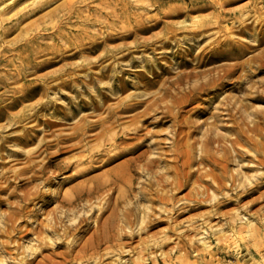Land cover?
I'll use <instances>...</instances> for the list:
<instances>
[{"label": "rangeland", "instance_id": "374dc122", "mask_svg": "<svg viewBox=\"0 0 264 264\" xmlns=\"http://www.w3.org/2000/svg\"><path fill=\"white\" fill-rule=\"evenodd\" d=\"M206 19L210 20V26L218 19L222 37L237 40L221 49H231V53L236 54L240 51V60H248L264 47V41L258 44L264 38V0H0V54L3 58L0 59V126L6 122L8 114L24 110L32 112L39 107L40 99L49 100L46 108L39 110V119L20 122L12 130L0 128L1 135H9L0 147V264H46L42 260L44 256L57 264H264V164L258 158L242 160L239 156L230 160L228 172L237 177L236 185L231 187L228 180L226 185L229 187L216 191L213 186L206 187L202 179L196 181L199 173L211 168V163L195 160L182 170L185 175L192 173L188 183L179 188L172 187L174 184L169 182L175 180V173L183 168L182 159L176 155L177 147L172 143L173 128L177 126L172 118L159 123H151L154 118L138 120V124L144 126L142 145L135 152L109 162L105 161L107 154L97 158V149L112 150V147L95 146L98 139L94 134L86 138L85 144L65 148L52 158L54 162L90 154V159H97L82 165L89 166L81 174L71 168L59 173L51 183L40 184L39 193L31 191L42 179L29 182L31 171L23 170L28 165L27 159L23 158L24 154L14 155L16 151L36 148L44 136L53 138V130L55 133H72L74 124L84 115L90 120L97 118V111H93L97 102L115 106L114 102L123 97L157 96L177 74L193 67L208 66H197V61L208 50L206 42L216 34L200 41L187 39L178 45L170 37L174 44L162 45L172 34L171 29H176L177 36L181 37L180 31L188 33L185 27L191 28ZM243 19H246L245 23L252 21V25L245 28L246 33L239 30L242 26L239 21ZM259 21L261 24L253 29ZM136 24H142L146 29L135 32ZM217 30L218 27H211L209 32L218 33ZM128 33L131 34L122 37ZM33 34L37 36L32 37ZM29 37L32 42L26 48L5 49L12 45L11 41L17 39L22 43ZM52 48L56 52H48ZM107 53L115 56L104 58ZM29 54L33 63L40 64L39 68L25 66L23 59ZM225 61L231 62L230 59ZM255 64L252 62L246 68L231 71L222 89L201 94L199 100L186 107L199 104L192 108L194 111H182L178 116V123L181 120L185 124L182 133L194 130L183 135L181 142H194L196 158L201 152L204 130L213 122L212 115L225 111L226 102L235 100L242 108L235 118L221 114L217 121L220 125L215 132L227 135L229 146L231 137L239 130V127L235 128L236 121L249 128L259 119L254 111L259 110L258 113L264 115V101L253 98L258 86L264 88V71L255 69ZM58 81L63 82L57 84ZM241 85L244 86L242 90ZM170 99V95L164 98ZM145 104L131 110V115L124 118V125L137 122L134 114ZM243 116L247 123L242 122ZM56 120L62 123L52 128L46 125V122ZM25 126L30 130L29 137L34 136L36 140L16 142L15 134H21ZM256 130L258 133L249 132L252 136L255 134L252 142L241 137L237 148L248 149L253 155L256 153L254 146L263 149L264 123L259 122ZM212 146L216 150L217 142ZM219 152L222 154L223 151ZM139 153L143 157L138 163L145 168L147 158L162 156L151 167L141 169L140 174L131 165L126 175L136 178L131 195L125 192L127 186L121 182L114 189L100 191L90 201L83 200L75 205L74 211L65 214L68 205L62 203L74 196L77 186L106 182L116 166L125 164ZM222 171L215 169L217 173ZM162 177L170 180L168 184L150 186V179ZM208 177L204 178L212 180L210 174ZM242 180L249 185L257 182L258 186L251 191H241ZM238 181H241L239 186ZM204 188L205 192L197 195V189L202 191ZM142 192L146 193V198L139 197ZM160 195H167L169 200L161 201ZM24 197L30 199L25 201ZM150 197L152 200L148 199ZM218 199L221 202L217 203ZM174 203L180 204L177 211L172 210ZM113 208L116 209L114 213ZM10 215L13 221L10 223L17 226L11 233L5 230ZM56 215H62L63 220L52 232L51 224ZM122 216L130 222L119 221ZM83 217L89 219L78 224V230L71 229ZM107 222L116 225L118 236L108 242L103 238L98 241L101 227ZM38 236L45 239L43 248L37 247ZM62 241L63 244L58 245ZM95 243L98 244L97 251L91 254V246ZM69 252L65 262L64 253Z\"/></svg>", "mask_w": 264, "mask_h": 264}, {"label": "bare ground", "instance_id": "6f19581e", "mask_svg": "<svg viewBox=\"0 0 264 264\" xmlns=\"http://www.w3.org/2000/svg\"><path fill=\"white\" fill-rule=\"evenodd\" d=\"M46 2H47V0H46ZM39 6H41V5H39ZM257 9H259V8H257ZM260 16H262V15H260ZM246 19H243L240 21L238 20L239 22L242 23V26L239 28V30L241 32H245V33H246L245 28L252 25V21H248L247 23H245ZM219 22L220 21L218 19H216V21H214V26H210V24H211L210 20L206 19L205 21H200L197 24L193 25L191 28L185 27L186 28L185 31H187L188 33L183 34L182 31H180L181 37L177 36V33H179V32H175L176 29H171L172 34L170 36H168L162 42V45H164V46L169 45L171 42L170 41V37H171V38H174V41H175L174 43L178 45V44H180V42L186 41L187 39H193L195 41H200V39H204L206 36H211V35L216 34L213 38H209V40L206 42L205 46H206V48H208V50L206 52H204L202 54L201 58L198 59V61H197V66H201V65H208V66H206L204 68L198 67L199 69H195L193 67L190 70H187L185 72H181L180 74H177V76L172 81H170V83H168L167 86L165 85L166 87H164L162 89L163 93H161L160 95H157V96L152 95L151 96L152 98L151 97L150 98L149 97H147V98H140V97H135V98L134 97H130V98L129 97H123V98H120L119 97L120 99H117V101L114 102L115 106H109V105L105 106L104 102H97L96 105L94 106V109H93L94 112L97 111V113H96L97 118L90 120V119H88L87 116L84 115V116L80 117V119L78 120V122H76V124H74L75 126L73 127L74 130L72 129L73 130L72 133H61V132L55 133L53 130L52 131L53 136L51 135L53 138H47L46 136H44L40 140L38 139L39 141H38V144H36L37 145L36 148H34V149L32 148V150L28 149V151H24V152L16 151L14 155H19V157H20V155L24 154L23 158L27 159L26 161L28 162V165L23 167V170L31 171L30 176H28L29 182H33L35 180L42 179L41 182L35 183V185L33 186L34 189H33V191H31V193H39L41 191L40 184L51 183L54 180V178H56L58 176V174L63 172V171L74 168V171H76V173L81 174L84 171V169H86L89 166L88 165V166L84 167L82 165H84L87 162H94L97 158H99L103 154L104 155L107 154L105 161L109 162V161H111L117 157L122 156V155L135 152V150L138 149L142 145L143 134H144V133H142L144 126H143V124H138L139 123L138 120L147 121L150 118H154L151 121V123L163 122V121H166L167 118L173 119L174 123L177 126L175 125L176 127L173 128L174 130L172 133V135H173L172 136V143L175 147H177L176 148V155H177L178 159H182V166H183V168L181 170H178L175 173L176 174L175 180L170 181V180L165 179L163 177L159 178L157 180L150 179L149 184L151 187H153L154 184L164 187L166 184H168V181H170L169 183L174 184V185H172V187L175 186L176 188H179V187L187 184L188 183V177H190L192 175V173L187 172L188 174L185 175L184 171H182V170H184L189 164H191L195 160H199V161H206L207 160L211 163V168L208 170L205 169L206 171L199 173L197 175L196 181L202 179L203 181L206 182V184H207L206 187L213 186L214 190H216V191H220L224 187L226 188L228 186V185H226V183H227L226 181H228V180L231 181V183H232V184H230L231 187L233 185H236L235 181H236L237 177L234 174H232V173L230 174L228 172V163L230 162V160L235 159L236 157H239V156L241 157L242 160L243 159L253 160V159L258 158L259 162L263 165L264 164V146H263V149H260L256 146H254L253 150H255V152H256V153H254L255 155H253L252 153H249L250 150H248V149L242 150V149L237 148L238 142L240 144V140H241L240 138L241 137L242 138L244 137L247 142H252L255 139L253 137L255 134L252 136L251 134H249V132L252 131V133L253 132L258 133V131L256 130L257 124L259 122L264 123V115L261 113H258V112H260L259 110H256L253 112V114H255V116L258 117L259 119L254 121V124L252 127H249V128L246 127L245 128L240 123L241 121L240 122L236 121L237 124H236L235 128L239 127V130H237L235 132V136L233 138L231 137V139H230L231 145L230 146H229V144L226 143V140L228 139L227 135L225 136L224 134L221 135L218 132H215L216 127H218L220 125V124H218L217 121L221 119V117H220L221 114H228V115L234 117L235 114H237L236 112L242 111V108L238 107L235 100L234 101L230 100V101L226 102V105L224 104V108H225L226 112L222 111V112L214 113L212 115L213 116V122L210 123V126H208V128H206V130H204L205 135H203V136H205V138L203 139V143L201 146V152H200V155L198 156L199 158H196L197 149L194 146V142L188 143V144H186V143L182 144L183 141L181 142V140H183L182 139L183 135L188 134V133L190 134V132H193L194 130H189L187 133L185 132V134L182 133L183 132L182 128L185 126V124L181 123L182 122L181 120H180V123H178V121H179L178 116L181 114L182 111H190V110H192L193 107H198L199 104H196V106L186 108L187 106L191 105V103H195L197 100H199L201 98V94L208 93L212 89H222L224 82L226 81V77L230 74L231 71H233V70L236 71L237 69H239L241 67H242V69L246 68V65H250V64H252V62L256 63L255 69H257L258 71H264V47L259 52H257L256 54H253L248 60L247 59L246 60H240V56H241L240 51L238 52V54H236V53H231L232 52L231 49H229V50H225V48L221 49V47L223 45L235 44L237 42V40H235L234 38H232L230 36L222 37V34H221L222 29H221V25L219 24ZM259 24H261V21H259L255 25H253V29H256ZM56 25L57 24H55V25L53 24V26H56ZM211 27H218L219 30H217V32L219 34L215 33V32H209ZM58 28H60V27H58ZM145 29H146V27L143 26L142 24H136L134 31L136 32L138 30H145ZM188 29H190V30H188ZM130 34L131 33L125 34L122 37H126ZM250 34L253 35V33H250ZM60 35H61V33H60ZM34 36H37V35L33 34L32 37H34ZM32 37L26 38V40L24 42L22 41V43H18L17 39H16V41L15 40L11 41L12 45L5 46V49L11 50V49H16V48H26L32 42ZM108 37L109 36H107V38ZM23 39H25V38H23ZM263 41H264V38H262L261 41L259 40L258 44H260ZM152 43H154V42H152ZM152 43L150 44V46L152 45ZM171 43H173V42H171ZM49 51L50 52H56L54 50V48H52L51 50H48V52ZM175 51H178V49L173 50L171 52L174 53ZM125 54L126 53L122 54L121 56H124ZM1 55L2 54H0V59L2 60L3 58ZM56 56L57 55H55V57ZM113 56H115V54H113V53L108 54L107 53L104 58H109V57H113ZM225 59H230L231 62L225 61ZM219 61H222V62H219ZM23 63L25 64V66H28L29 68L37 69L40 67L39 63H33V59L31 58V54L24 57ZM184 63L187 64L186 62H184ZM210 63H213V64H210ZM71 70H73V69H71ZM221 70H224V72H221ZM30 72H32V71H30ZM251 72H249V74H247L249 77L248 78L246 77V79H248V80L250 79ZM18 73L21 74L22 70L19 69ZM58 76L59 75L55 76V78ZM61 82H63V81H61ZM61 82L58 81L57 84H59ZM249 86H251V85H249ZM110 87H112V85ZM119 87L121 88L122 86L120 85ZM263 87H264V85H263ZM239 88H240V90H242V89H244V86L241 85ZM178 92H182V93L178 96V94H176ZM167 95L171 96L170 101L164 100V98H166ZM253 98L260 99V100L264 101V88L261 89L258 86L255 90V94H254ZM48 101H41V99H40L39 107L37 106L36 109H34L32 112H26L24 110L21 113L8 114L6 116V122L2 126H0V128L9 127V129L12 130V129H15L16 127H18L19 126L18 123H20V122L31 121L34 118H38L39 117V110L46 108V106L48 105ZM145 102H146L145 106H143L142 109H140L139 111H137L134 114V121H137V122H133L132 124L128 123L129 125H124V123H125L124 118L127 115H131L130 111L137 109L138 107L143 105ZM192 111H194V110H192ZM242 115H244V114H242ZM140 117H141V119H140ZM125 119H127V118H125ZM260 119H263V120H260ZM131 120H133V119H131ZM182 120H183V118H182ZM242 120H243L242 122H246L245 117ZM61 123H62L61 120H56L53 122H46V125L49 128H52L53 126H56V125L61 124ZM91 131H94V132L90 133ZM204 133H202V134H204ZM29 134H30V130H29V128H27L25 126L23 129V132L21 134H15V136H14L15 141L16 142L24 141V143H29L31 141H35L36 139L34 138V136L29 137ZM92 134L96 135V138L98 139V142L95 144V146L97 145L100 147V146L109 145V147H112V150L109 148H100V149L96 148L98 150L97 151V155H98L97 158L93 157L90 159L91 154L89 156L88 155L83 156L81 154L82 156L79 155V158L78 157H77V159L73 158L74 160L73 159L69 160V161L59 160V161L54 162V160L52 158L55 155L65 151V148L69 149L68 148L69 146H75V145L81 144L82 142H83V144H85L84 141L87 140L86 138ZM129 134H131V136H129ZM8 137H9V135H1V131H0V139H1L0 140V147L3 146L4 142L8 139ZM90 139H92V138H90ZM130 139H132V141H130ZM154 140H153V142H154ZM70 141H72V142L68 144V142H70ZM214 142H217L216 148L214 147L216 150H213L212 144ZM83 146L84 145H82V147ZM249 148H250V146H249ZM220 150L223 151L222 154H220V152H219ZM111 151H114V152H111ZM92 152L90 151V153H92ZM93 155H94V153H93ZM159 155H161V154H159ZM40 156H42V157L38 158ZM161 156L157 155L154 157L147 158V161L145 162V165H147L146 168L151 167L157 161L161 160ZM142 157H143V154L139 153L138 155H136L132 158H129L125 164H121V165L116 166L110 172V174L108 175V178L105 179V180H107L106 182L97 181L96 184H94V185L92 183L93 186H89L87 184H82V185L77 186L76 189L74 190V196H70L67 200H65L62 203L63 205H65V204L68 205L66 210H64L65 214H67L70 211H74L75 205H79L78 203H81L83 200L86 199L87 201H90L94 195L96 196V194H98V193L100 194V191L114 189L116 187V185L120 184L121 182L125 183L127 186L125 189V192L128 195H131L133 183L136 180V178L126 177V175L128 173L129 168L131 169V165L135 166V171L137 174H140L142 172V170L144 171L146 169L140 163H138V161L141 160ZM103 161H104V159H103ZM216 168H220L223 171L221 173L220 172L217 173V172H215ZM19 173H21V171L16 172V175H19ZM146 174H147V172H146ZM209 174L211 175L212 180L204 178L205 176L208 177ZM240 182H239V184H237V186L240 185ZM245 182L246 181L243 182V180L241 182V185H240V186H242L241 191H251V190H254L255 187L258 186L257 182L255 184L251 182L254 185H251V184L249 185ZM156 189H158V187ZM205 190H206L205 188L202 191L200 189H197L196 193H197V195H200L201 193H204ZM238 193H239V191H238ZM139 197L140 198H146V193L145 192L140 193ZM151 198L152 197H150L148 199L152 200ZM23 199L25 201H27V199H30V198L24 197ZM201 199H202V197H201ZM160 200L166 202L169 200V198L167 197V195H160ZM196 200H197V202H200L199 197H197ZM124 202H125V204L129 203L126 199L124 200ZM201 202H203V201H201ZM219 202H221L220 199L217 200V203H219ZM117 203H119V201H117L116 204ZM119 204H117V205H119ZM83 205H86V203H83ZM114 208L112 209V213L116 212V209H114ZM179 208H180V204H176V203L172 204V210L177 211ZM126 213H128V212H124V214H126ZM119 214H121V213H119ZM88 219H89V217H83L81 222L77 223L74 226V228H71V229L78 230L80 227L79 226L77 227V225L81 224L83 221H87ZM118 219H119V221H124L125 223L130 222V220H128L127 218H124L123 216H122V218L120 217ZM11 220H12V218L10 215V216H8V223L6 225L7 228L5 229L6 231H9L10 233L12 232L13 229L17 228L16 225H13L12 223H10ZM62 220H63L62 215H58V216L56 215L54 217V221H52V224H51L52 232H55L57 230V228H58L57 224L61 223ZM11 222H13V221H11ZM119 225L122 227L121 224H119ZM115 227H116L115 224L110 225L108 222L106 225H102V227H101V231H102L101 234L102 235L101 234L98 235V241H101L99 238H101V239L103 238V240H105L106 242L111 241L113 238L115 239L116 238L115 236L116 235L118 236V234H116V232H115ZM141 229H142V227H141ZM111 230H112V232H111ZM118 231H119V228H118ZM119 233H120V231H119ZM64 235H65V237H67L68 231H66ZM45 244H46V242H45L44 237L38 236V246L37 247L43 248ZM61 244H63V241L61 243L60 242L58 243V245H61ZM2 245H4V244H2ZM97 245L98 244L95 243L94 245L91 246V249H90L91 254H93L97 251ZM68 256H70V252L64 253L65 262L67 261ZM42 260L45 261L46 264H57V263H54L52 261H49V259H47L45 256L42 258Z\"/></svg>", "mask_w": 264, "mask_h": 264}]
</instances>
